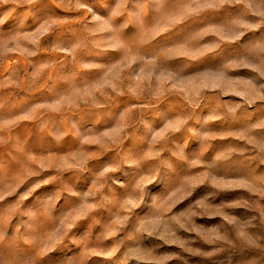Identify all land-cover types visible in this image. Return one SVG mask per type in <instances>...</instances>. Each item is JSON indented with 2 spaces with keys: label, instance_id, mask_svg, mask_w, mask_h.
I'll use <instances>...</instances> for the list:
<instances>
[{
  "label": "rangeland",
  "instance_id": "1",
  "mask_svg": "<svg viewBox=\"0 0 264 264\" xmlns=\"http://www.w3.org/2000/svg\"><path fill=\"white\" fill-rule=\"evenodd\" d=\"M0 264H264V0H0Z\"/></svg>",
  "mask_w": 264,
  "mask_h": 264
}]
</instances>
